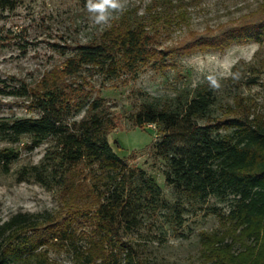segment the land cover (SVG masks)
Returning <instances> with one entry per match:
<instances>
[{"label":"rangeland","instance_id":"1","mask_svg":"<svg viewBox=\"0 0 264 264\" xmlns=\"http://www.w3.org/2000/svg\"><path fill=\"white\" fill-rule=\"evenodd\" d=\"M165 2L125 0L123 10L113 12L103 25L90 18L87 0H18L13 9H0V88L9 90L22 81L34 86L61 65L74 44L85 42L125 13L145 16L150 26V16L156 11L161 16L170 13L171 24L163 27L160 42L154 43L157 49L166 50V55L160 54L163 59L142 65L133 76L85 78L93 86L92 96L102 97L101 112L113 118L107 139L114 152L133 172L140 175L142 171L143 177L159 187L158 194L143 201L137 219L123 223L120 238L152 264H249L264 251V232L249 237L247 230L227 217L231 195L199 200L175 191L166 182L164 161L154 150L156 127L136 126L133 113L147 102L182 106L195 88L212 87V77L220 85L212 87L215 114L245 109L264 118V36L260 41L241 39L190 47L173 42L192 30H215L257 19L264 13V0H170L169 6ZM178 12L182 18L176 16ZM84 108L73 118L79 119ZM36 113L22 97L0 93V120ZM25 140L11 143L0 134V150L7 147L18 152L8 170L0 161V224L15 212L38 213L49 220L12 240L13 246L31 249L11 264H79L78 250L97 237L94 188L104 186L82 167L72 177L74 188L41 186L26 170L40 162L51 140L32 150L24 148ZM63 230L70 236L64 238ZM111 251L110 245L102 247L96 263L109 259ZM117 253L119 264H124L121 250Z\"/></svg>","mask_w":264,"mask_h":264},{"label":"trees","instance_id":"2","mask_svg":"<svg viewBox=\"0 0 264 264\" xmlns=\"http://www.w3.org/2000/svg\"><path fill=\"white\" fill-rule=\"evenodd\" d=\"M17 1L0 0V9H13ZM166 1L169 6L170 0ZM176 16L182 18L183 14L178 12ZM150 17L151 26L145 16L125 13L85 42L74 44L61 65L44 74L34 86L22 81L9 90L0 88V93L22 97L27 107L37 112L2 118L3 139L15 143L26 138L23 145L27 150L51 140L40 162L26 170L36 182L50 190L74 188L72 177L82 167L93 181L104 186L94 188L97 237L90 240L87 248L78 250L79 264H119L118 249L124 264H152L121 240L120 227L137 219L143 201L158 194L159 187L143 177L142 171L140 175L133 172L114 152L107 139L113 118L101 112L102 97L92 96L93 86L85 79L96 74L103 79L122 73L133 76L142 65L163 59L160 54L166 55V50L157 49L154 43L160 42L161 30L171 24L173 16L168 12L161 16L156 11ZM263 36L264 13L257 19L215 30H192L173 42L190 47L241 39L260 41ZM215 103L212 87H197L176 108L143 103L133 113V121L138 127H156L154 150L164 161L166 182L175 191L199 200L208 195H231L227 217L247 230L249 237H259L264 232V118L245 109L215 114ZM83 108L84 114L73 118ZM17 156L18 152L10 148L0 150L5 170ZM40 216L15 212L0 224V264H11L30 252V247L11 243L24 231L47 221V217ZM63 231L64 238L70 236ZM106 245L112 246L113 252L109 259L96 263L98 252ZM257 257L249 264H264V251Z\"/></svg>","mask_w":264,"mask_h":264},{"label":"clouds","instance_id":"3","mask_svg":"<svg viewBox=\"0 0 264 264\" xmlns=\"http://www.w3.org/2000/svg\"><path fill=\"white\" fill-rule=\"evenodd\" d=\"M125 0H87L86 8L90 13V18L97 25L107 24L113 12L122 11ZM209 82L213 88L220 85L215 78L210 77Z\"/></svg>","mask_w":264,"mask_h":264}]
</instances>
